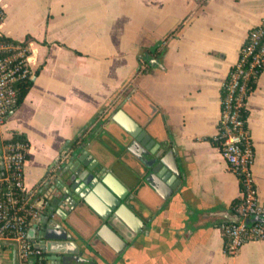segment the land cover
<instances>
[{"label": "crops", "instance_id": "crops-1", "mask_svg": "<svg viewBox=\"0 0 264 264\" xmlns=\"http://www.w3.org/2000/svg\"><path fill=\"white\" fill-rule=\"evenodd\" d=\"M0 2L1 29L27 40L32 49V84L0 121V148L15 134L30 142L29 188L40 185L63 146L89 135L119 98L157 141L177 151L179 189L169 197L149 184L139 189L132 204L145 230L123 253L110 251L105 264H264V238L249 240L229 255L222 228L228 220L206 214L232 211L242 197L240 179L216 134L223 82L249 30L264 18V0ZM154 45L159 53L150 52ZM147 55L160 57L162 65H151ZM128 92L132 98L126 101ZM247 118L264 202V69L249 94ZM107 154L111 165L124 168L119 156ZM125 158L134 162L129 153ZM13 250H0V264H14Z\"/></svg>", "mask_w": 264, "mask_h": 264}, {"label": "water", "instance_id": "water-1", "mask_svg": "<svg viewBox=\"0 0 264 264\" xmlns=\"http://www.w3.org/2000/svg\"><path fill=\"white\" fill-rule=\"evenodd\" d=\"M147 56L151 65H162L160 57ZM129 94H125L126 101L132 98ZM121 103L119 98L107 115L100 117L102 122L91 126L89 135L68 141L53 162L41 189L51 200L49 210L29 231L40 250L37 264H105L110 251L123 253L145 230V222L132 204L139 189L149 184L163 197L179 189L177 151L167 141H157ZM108 151L119 156L117 162L124 170L111 165ZM125 153L133 157V163ZM206 214L235 222L240 218L228 208ZM253 219L264 221V215ZM13 259L16 264V248Z\"/></svg>", "mask_w": 264, "mask_h": 264}, {"label": "built area", "instance_id": "built-area-1", "mask_svg": "<svg viewBox=\"0 0 264 264\" xmlns=\"http://www.w3.org/2000/svg\"><path fill=\"white\" fill-rule=\"evenodd\" d=\"M4 16L0 2V24ZM31 52L27 40L11 38L0 27V121L15 108L19 84L31 79ZM263 69L264 18L249 30L221 92L216 139L242 186V197L233 205L239 220L222 225L224 250L229 255L239 253L249 240L264 238V221L250 220L253 216L264 215V202L253 171L256 151L247 118L249 94ZM29 149V140L20 134L5 140L0 148V250L7 246L16 248V264H33L32 258L38 257L40 250L29 235V229L49 210L51 201L39 189L48 175L37 187L29 188L25 183Z\"/></svg>", "mask_w": 264, "mask_h": 264}, {"label": "trees", "instance_id": "trees-1", "mask_svg": "<svg viewBox=\"0 0 264 264\" xmlns=\"http://www.w3.org/2000/svg\"><path fill=\"white\" fill-rule=\"evenodd\" d=\"M150 50H151L150 51L151 53H159L161 49H159V46L154 45ZM31 84H32V79H30V78L25 80V81H22L19 84V94H18V100H17L16 106L24 100ZM216 141L219 143V141L217 139H216ZM237 203H238V201L235 200L234 204H237Z\"/></svg>", "mask_w": 264, "mask_h": 264}]
</instances>
